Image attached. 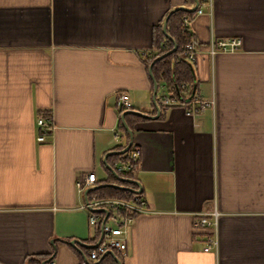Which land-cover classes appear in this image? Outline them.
<instances>
[{
  "label": "crops",
  "instance_id": "crops-1",
  "mask_svg": "<svg viewBox=\"0 0 264 264\" xmlns=\"http://www.w3.org/2000/svg\"><path fill=\"white\" fill-rule=\"evenodd\" d=\"M196 1L0 0V264H264V0H212L184 28L199 47L195 97L212 106L163 112L146 61L164 20ZM211 39L241 46L211 56ZM122 94L150 117L131 130V177L114 166ZM41 115L55 126L45 142ZM108 188L142 194L149 212L126 251L93 261L102 234L84 207ZM213 209L217 249L204 253L211 232L193 221Z\"/></svg>",
  "mask_w": 264,
  "mask_h": 264
},
{
  "label": "built area",
  "instance_id": "built-area-1",
  "mask_svg": "<svg viewBox=\"0 0 264 264\" xmlns=\"http://www.w3.org/2000/svg\"><path fill=\"white\" fill-rule=\"evenodd\" d=\"M197 9L190 16L183 19V27L187 28L189 23L198 16L208 15L210 16L213 8L212 0H197ZM241 43L238 39L228 40H215L211 39L208 51L211 56H215L218 53H234L239 50ZM199 52L198 44L194 41H190L182 54L179 55L180 60H184L189 65H193L196 56ZM181 93L174 94L172 92H166L159 100L161 109L163 112H167L171 108H180L185 115L194 116L212 106V102L199 101L195 95L184 92L187 88L183 85L180 88ZM119 106L122 112L132 111L133 105L130 101L128 94H122L119 100ZM37 125L41 130V136L38 138L39 142H45L46 138L50 136L55 126L51 117L39 116ZM132 149V148H131ZM131 152L130 157L132 160L139 162L141 158V152L137 148ZM128 152V153H129ZM126 153V154H128ZM118 171L121 173H129L132 171L131 166L127 164L118 165ZM96 182V175L90 174L77 183L80 193L86 191ZM89 200V199H88ZM90 212L89 224L90 226L102 234V240L92 252L90 258L96 261L100 255L105 254L109 250L126 251L128 247V235L129 228L135 221V217L138 215L146 214L149 212L148 202L142 194H133V197L129 201L114 200V199H94L89 201L84 207ZM99 209H105L109 212L106 216ZM220 214L216 209L209 212L200 213L195 216L193 221V228L199 231H210L205 239L204 253H209L217 249V226ZM48 264H56L54 261H50Z\"/></svg>",
  "mask_w": 264,
  "mask_h": 264
},
{
  "label": "trees",
  "instance_id": "trees-1",
  "mask_svg": "<svg viewBox=\"0 0 264 264\" xmlns=\"http://www.w3.org/2000/svg\"><path fill=\"white\" fill-rule=\"evenodd\" d=\"M191 15V13L178 11L172 13L169 16L166 25V30L168 35L172 38V41L177 46L176 51L171 55H168L163 59L155 62L158 57L168 53L173 48V43L170 40H167L161 33V31L158 29L157 37L155 38L154 42L155 54L148 58V60L146 61L148 68L153 64V62H155V65L152 69L155 81L158 86H163L164 88H166V92L180 94V88L184 85L187 88V90H185L184 92L191 93L192 87L194 85L196 87L194 75L192 74L189 64L186 63L184 60H180L178 58L179 55L182 54V52L184 51L186 45L191 41V37L187 34L183 27V19L186 17H190ZM123 113L124 112H122V114ZM140 120H143V118H140L135 115L126 116V123L130 130H133L134 123ZM120 129L122 130L123 134L127 139V142L123 146L118 147L119 151H123L129 142V137L128 132L122 123H120ZM135 148L136 147L133 144L131 150H134ZM131 152H129L128 154L115 156L116 163L114 166L116 171L120 175L131 177L133 176L132 173L136 171L139 167V162L132 160V158L130 157ZM120 164H127L131 166L132 171L129 173L119 172L118 165ZM92 194L96 195L98 199H114L123 201H129L133 197V193L131 192L112 188L97 190L94 191Z\"/></svg>",
  "mask_w": 264,
  "mask_h": 264
},
{
  "label": "water",
  "instance_id": "water-1",
  "mask_svg": "<svg viewBox=\"0 0 264 264\" xmlns=\"http://www.w3.org/2000/svg\"><path fill=\"white\" fill-rule=\"evenodd\" d=\"M195 1H196V0H195ZM196 8H197V1H196V5H195V8H194V9H192V10H190V11H187V10H184V9H182V8H176L175 10H173V11L169 14V16H170L172 13H175V12H178V11H184V12L186 11V12H189V13H193V12L196 10ZM169 16L164 20V23H163V33H164L165 37L173 43V48H172V50L169 51L168 53H166V54H164V55L158 57V58L155 60V62H157V61L163 59L164 57H166V56H168V55H171V54L174 53V52L176 51V49H177V46L175 45V43L172 41V39H171V38L167 35V33H166V25H167V21H168ZM155 62H153V64L151 65V67H150V71H152V69H153V67H154V65H155ZM189 66H190V69H191L192 74H193V68H192L191 65H189ZM156 88H157V87H156V85H155V94H156ZM195 90H196V87H195V85H194V86L192 87V92H191V95H192V96L195 95ZM155 94H154V95H155ZM128 115H135V116H138V117H140V118H147V119H150V117L146 116L145 114H143V113H141V112H139V111H127V112H125V113L122 115V122H123V124H124V126H125L127 132L129 133V136H130V142H129L128 146H127L122 152H119L120 155H124V154L128 153L129 150H130V149L132 148V146H133V140H134V138H133V132L129 129V127H128L126 121H125V118H126V116H128ZM112 187H113V186H112ZM89 193H90V191L87 192V198H88ZM88 199H89V198H88ZM106 213H108V212L106 211ZM111 254H112V252H111Z\"/></svg>",
  "mask_w": 264,
  "mask_h": 264
}]
</instances>
